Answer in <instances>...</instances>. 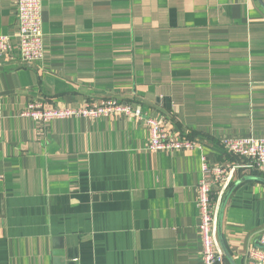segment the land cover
Returning a JSON list of instances; mask_svg holds the SVG:
<instances>
[{"label": "crops", "instance_id": "obj_1", "mask_svg": "<svg viewBox=\"0 0 264 264\" xmlns=\"http://www.w3.org/2000/svg\"><path fill=\"white\" fill-rule=\"evenodd\" d=\"M14 2L0 0V36L15 32ZM41 19L42 63L0 56V264H202L201 158L231 161L224 139H264V10L257 0H41ZM107 98L208 139L150 153L134 119L21 116L32 101ZM241 179L221 226L235 264L264 231V175Z\"/></svg>", "mask_w": 264, "mask_h": 264}, {"label": "built area", "instance_id": "obj_2", "mask_svg": "<svg viewBox=\"0 0 264 264\" xmlns=\"http://www.w3.org/2000/svg\"><path fill=\"white\" fill-rule=\"evenodd\" d=\"M17 26L13 35L0 36V56L9 57L17 50L18 64L30 66L44 60V38L42 32L41 0H15ZM21 116L39 123L52 120L100 118L122 116L134 119L147 128L150 153L201 150L198 139H190L188 133L180 136L170 134L160 117L146 116L140 106H131L116 99L107 98L88 101L80 106H52L46 102L32 101L21 112ZM223 150L232 159L210 165L206 157L201 158V178L197 184L196 206L198 210L197 230L201 240L202 264H226L217 239V221L222 199L242 170L264 175V139L253 137L224 139ZM247 264H264V231L258 236V246L245 253Z\"/></svg>", "mask_w": 264, "mask_h": 264}, {"label": "water", "instance_id": "obj_3", "mask_svg": "<svg viewBox=\"0 0 264 264\" xmlns=\"http://www.w3.org/2000/svg\"><path fill=\"white\" fill-rule=\"evenodd\" d=\"M258 3L260 4V6L262 7V9L264 10V3L262 0H257ZM249 179V178H247ZM246 179H241V180H238L236 181L234 184H232L230 186V188L227 190L222 202H221V205H220V208H219V213H218V221H217V239H218V243H219V246H220V249L224 255V258L228 261L229 264H235L231 255L229 254V252L226 250V247L224 245V242H223V238H222V233H221V226H222V218H223V211H224V207H225V204H226V201L227 199L229 198V196L231 195V193L233 192V190L242 182Z\"/></svg>", "mask_w": 264, "mask_h": 264}, {"label": "trees", "instance_id": "obj_4", "mask_svg": "<svg viewBox=\"0 0 264 264\" xmlns=\"http://www.w3.org/2000/svg\"><path fill=\"white\" fill-rule=\"evenodd\" d=\"M183 133H185V132H183ZM183 133H181V134H183ZM187 137L190 139H198L201 143H203L204 140L208 139L207 137L202 136L200 134H196V133H190V134L188 133ZM217 146H220L222 148V146L220 145V142L217 143Z\"/></svg>", "mask_w": 264, "mask_h": 264}, {"label": "rangeland", "instance_id": "obj_5", "mask_svg": "<svg viewBox=\"0 0 264 264\" xmlns=\"http://www.w3.org/2000/svg\"><path fill=\"white\" fill-rule=\"evenodd\" d=\"M166 130L168 131V129L166 128ZM169 132V131H168ZM170 134H172L171 132H169ZM172 135H174V134H172ZM184 152H188V151H184Z\"/></svg>", "mask_w": 264, "mask_h": 264}]
</instances>
